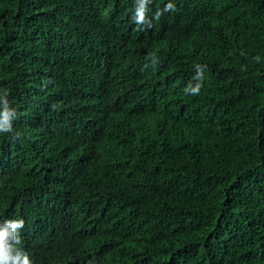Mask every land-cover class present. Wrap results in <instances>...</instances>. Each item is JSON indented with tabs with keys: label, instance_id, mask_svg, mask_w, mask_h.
I'll return each instance as SVG.
<instances>
[{
	"label": "trees",
	"instance_id": "trees-1",
	"mask_svg": "<svg viewBox=\"0 0 264 264\" xmlns=\"http://www.w3.org/2000/svg\"><path fill=\"white\" fill-rule=\"evenodd\" d=\"M168 2L0 0V218L34 264H264V0Z\"/></svg>",
	"mask_w": 264,
	"mask_h": 264
},
{
	"label": "clouds",
	"instance_id": "clouds-1",
	"mask_svg": "<svg viewBox=\"0 0 264 264\" xmlns=\"http://www.w3.org/2000/svg\"><path fill=\"white\" fill-rule=\"evenodd\" d=\"M152 0H136L134 21L138 24H150L151 17L148 16L150 11L149 4ZM174 8L172 0L164 5V8L155 15L158 18L163 12ZM259 57L256 60L259 61ZM196 79L202 78L203 68L197 66ZM201 84L196 83L195 86L185 87L184 92L196 96L200 93ZM18 119L17 109L12 106L8 99V94L0 93V134L11 133L15 135L13 121ZM77 136H72L70 153L76 149ZM90 196L95 197L94 193ZM126 225L128 216H123ZM25 226L23 218L2 219L0 218V264H34L31 255L24 249L21 231Z\"/></svg>",
	"mask_w": 264,
	"mask_h": 264
}]
</instances>
